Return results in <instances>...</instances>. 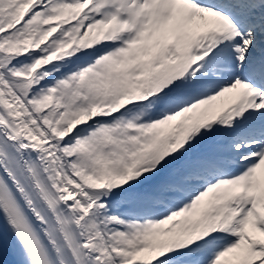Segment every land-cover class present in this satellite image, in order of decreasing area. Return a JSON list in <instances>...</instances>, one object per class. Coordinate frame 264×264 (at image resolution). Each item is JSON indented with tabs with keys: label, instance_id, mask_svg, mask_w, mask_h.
<instances>
[{
	"label": "snow or ice",
	"instance_id": "1",
	"mask_svg": "<svg viewBox=\"0 0 264 264\" xmlns=\"http://www.w3.org/2000/svg\"><path fill=\"white\" fill-rule=\"evenodd\" d=\"M0 264H264V0H0Z\"/></svg>",
	"mask_w": 264,
	"mask_h": 264
}]
</instances>
